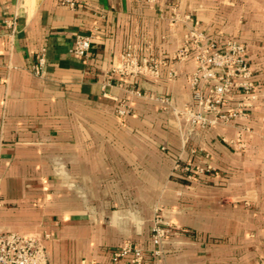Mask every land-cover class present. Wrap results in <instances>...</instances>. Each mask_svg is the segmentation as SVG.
I'll use <instances>...</instances> for the list:
<instances>
[{
	"label": "crops",
	"instance_id": "1",
	"mask_svg": "<svg viewBox=\"0 0 264 264\" xmlns=\"http://www.w3.org/2000/svg\"><path fill=\"white\" fill-rule=\"evenodd\" d=\"M190 24L246 45L247 116L191 124ZM130 46L160 78L111 75ZM0 230L48 233L50 264H131L127 243L147 264H264V0H0Z\"/></svg>",
	"mask_w": 264,
	"mask_h": 264
},
{
	"label": "built area",
	"instance_id": "2",
	"mask_svg": "<svg viewBox=\"0 0 264 264\" xmlns=\"http://www.w3.org/2000/svg\"><path fill=\"white\" fill-rule=\"evenodd\" d=\"M188 27L185 43L175 58L181 60L193 57L197 66L191 77L194 102L186 109L191 124H228L247 116V109L250 107L247 100L253 98L255 84L250 80L252 70L246 57V45L236 39L219 43L200 30L196 24H190ZM92 43V34L79 33L75 37L72 52L80 58H86ZM44 63L42 58L33 66L36 75H42ZM160 67L161 61L141 60L136 48L130 46L113 66L111 75L119 76L122 81L144 74L160 78ZM168 75L173 79L177 76V71L172 68ZM237 90L247 94V99L234 105L233 95ZM118 113L126 116L130 110L123 106ZM187 169L188 178H195L196 172ZM153 231L154 241L159 244L168 234L169 227L159 219ZM49 237L48 233L0 230V264H50L47 245ZM126 256H130L131 264H147L143 250L130 243L114 253V262Z\"/></svg>",
	"mask_w": 264,
	"mask_h": 264
}]
</instances>
